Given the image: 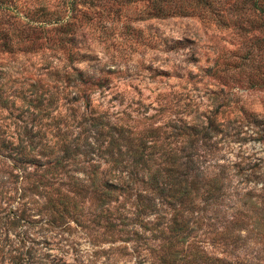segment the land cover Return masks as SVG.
<instances>
[{"label":"rangeland","instance_id":"obj_1","mask_svg":"<svg viewBox=\"0 0 264 264\" xmlns=\"http://www.w3.org/2000/svg\"><path fill=\"white\" fill-rule=\"evenodd\" d=\"M150 13L146 0H72V8L69 0H0V179L8 180L4 171L19 144L31 157L40 153L50 163L63 155V145L76 142L80 149L87 148L90 120H85L88 131L84 136L83 123L79 124L84 108L75 107L73 89L61 75L73 66L99 71L107 79L103 91L83 89L89 93L93 111L134 132L159 126L156 143L166 136L169 144L165 147L179 146L177 137L169 135L174 125L205 124L217 108L216 120L223 130L211 137L208 146L197 149V165L204 176L220 174L225 195L217 217L243 218L234 212L237 208L253 215L246 210L248 204L242 203L247 200L246 190L263 192L264 89L229 79L219 91L216 79L207 75L217 57L233 58L242 40L253 39L252 32L242 38L231 26H217L212 17H155ZM58 41L63 44L56 47ZM69 56L74 60L69 61ZM95 159L103 165L100 158ZM63 160L61 169L73 170L69 173L85 182L82 171L86 165L72 163L67 156ZM33 165H25L22 176L26 179L19 175L17 181L11 178L3 185L0 264H14L11 257L27 251L37 259L32 264H150L161 240L130 222L132 198L111 202L113 213L125 216L126 225L116 220L115 229L126 232H108L94 200L75 195L60 182L66 176L46 174L51 181L39 188L42 194L25 190V181L31 177L25 173L41 171V166ZM21 169L9 168L12 173ZM134 186L141 188L143 183L136 180ZM58 192L70 198L63 200L68 214L60 205L52 207L47 202ZM251 199L264 204L256 197ZM159 212L167 218L169 208L163 204ZM212 215V209L205 212V216ZM152 218L148 214L144 220L151 222ZM246 218L250 228L252 218ZM131 229L138 235L127 232ZM205 230L204 226L195 230L197 246L222 256ZM240 234L244 239L237 257L264 261V236ZM20 261L28 264L26 258Z\"/></svg>","mask_w":264,"mask_h":264},{"label":"trees","instance_id":"obj_2","mask_svg":"<svg viewBox=\"0 0 264 264\" xmlns=\"http://www.w3.org/2000/svg\"><path fill=\"white\" fill-rule=\"evenodd\" d=\"M69 1L72 8V0ZM146 1L150 15L155 17L191 15L206 19L212 17L217 26L221 28L231 26L239 37L245 38L247 33L252 32L253 39L242 40L233 58L217 57L208 68L207 75L216 79L215 86L218 85L219 91H222L229 79L233 82H244L250 88L264 89V0ZM61 44L63 42L58 41L56 47ZM68 60L74 59L69 56ZM229 71L231 74H228ZM61 75L73 89L71 100L75 107L84 108V118L79 123H83L84 127L81 128L86 133L84 136H87L88 131L85 120H90L89 130L92 133L88 136L91 141L86 143L85 149H80L76 142L63 145V155L60 158L56 157L52 163L45 155L40 156V153L31 157L22 144L15 146V153L10 154L12 163L8 167L22 169L21 172L15 173L9 168L4 171L8 175V180L0 179L1 198L5 196L3 187L5 182H11V178H16L17 181L27 163L31 165L36 163L41 166V171L32 170L25 173L31 176L25 181V190L42 194L39 188L51 181L49 177L66 176L67 180L60 182L68 186L69 191L82 197L89 196L94 200L102 214V227L105 231L126 232L125 228L115 229L118 224L116 220L123 224L125 216L113 213L110 204L116 202L119 197L128 201L132 198L130 222L150 230L161 240L159 250L155 252L150 264H264V261L250 262L236 255L244 239L241 232L264 236V204L251 201L252 197H256L264 202V182L260 187L263 192L254 193L252 190H246L243 194L247 200L243 201L242 205L248 204L246 210L249 209L253 215L249 216L237 208L234 212L241 214L243 218L217 217L218 206L225 195L220 174L204 176L196 162L197 149L208 146L211 137L223 130L221 123L216 120L217 108L206 117L205 124L184 122L178 126L174 125L169 135L177 137L179 146L165 147L169 144V141L165 140L166 136L163 142L161 140L156 143L159 126L150 125L134 132L130 126L111 123L104 120L103 114L93 111L90 107L89 93H84L83 89L104 90L107 79L99 71L86 72L71 66ZM80 132L82 134V130ZM66 156L73 161L72 163L82 161L81 163L86 165V169L82 171L85 182L69 173L73 170L61 169L65 164L63 158ZM94 157L100 158L104 166L95 161L97 159ZM46 174H49V177ZM22 177L26 179V176ZM136 180L142 182L143 187L134 186ZM64 199L70 198L66 193L58 192L55 199L48 197L47 202L52 207L60 205L61 210L68 214L69 209ZM163 204L169 208L167 218L165 213L159 212V207L161 208ZM211 209L213 215L205 216V212ZM148 214L153 215L151 222L144 220ZM245 217L252 218L250 228L246 227ZM162 224H165L164 227ZM201 226L206 227L203 233L209 235L210 242L221 248L222 256L211 255L197 246L194 239L195 230ZM127 232L138 235L135 229ZM11 258L14 264H24L20 263L21 258H26L28 264L37 262L36 257L29 251L23 255H13Z\"/></svg>","mask_w":264,"mask_h":264}]
</instances>
